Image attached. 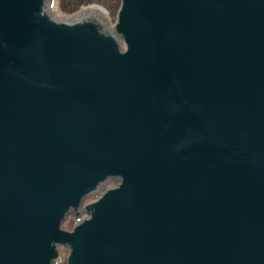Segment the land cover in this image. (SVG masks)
I'll return each instance as SVG.
<instances>
[{"label": "water", "instance_id": "95a60500", "mask_svg": "<svg viewBox=\"0 0 264 264\" xmlns=\"http://www.w3.org/2000/svg\"><path fill=\"white\" fill-rule=\"evenodd\" d=\"M53 1L0 0V264H264V0Z\"/></svg>", "mask_w": 264, "mask_h": 264}, {"label": "rangeland", "instance_id": "374dc122", "mask_svg": "<svg viewBox=\"0 0 264 264\" xmlns=\"http://www.w3.org/2000/svg\"><path fill=\"white\" fill-rule=\"evenodd\" d=\"M53 2L57 3L58 11L60 12V8H62L63 14L67 16L74 13V11H79L83 5L97 4L109 12L110 20L115 28L118 24L119 10L123 0H54Z\"/></svg>", "mask_w": 264, "mask_h": 264}, {"label": "bare ground", "instance_id": "6f19581e", "mask_svg": "<svg viewBox=\"0 0 264 264\" xmlns=\"http://www.w3.org/2000/svg\"><path fill=\"white\" fill-rule=\"evenodd\" d=\"M88 7H91V8L94 7V8L100 9V10H105L104 7H101V6L97 5V4H92V5H89ZM81 10H83V7H82L79 11H81ZM55 14L57 15V17L61 16L60 12L58 11L57 3H55ZM62 18H63V19H65V18H68V19H70V18H71V19H74V18H75V14L72 13V14H70L69 16L64 15ZM111 23H112V22H111ZM112 24H113V23H112ZM113 28H114V24H113Z\"/></svg>", "mask_w": 264, "mask_h": 264}]
</instances>
